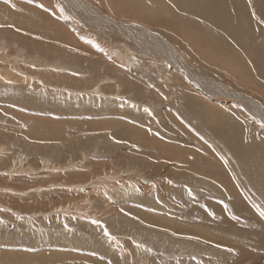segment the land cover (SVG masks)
<instances>
[{"label": "rangeland", "instance_id": "obj_1", "mask_svg": "<svg viewBox=\"0 0 264 264\" xmlns=\"http://www.w3.org/2000/svg\"><path fill=\"white\" fill-rule=\"evenodd\" d=\"M1 1L0 264H264V38L170 0H80L79 33Z\"/></svg>", "mask_w": 264, "mask_h": 264}, {"label": "bare ground", "instance_id": "obj_2", "mask_svg": "<svg viewBox=\"0 0 264 264\" xmlns=\"http://www.w3.org/2000/svg\"><path fill=\"white\" fill-rule=\"evenodd\" d=\"M19 1H21V0H19ZM29 1V0H28ZM31 1H33V2H29V4L28 3H26V2H21L24 6H32V8H34L33 10L34 11H30V12H28V11H26V12H24V11H22L21 13H20V17H24V18H27L28 19V16H30V17H32V18H36L37 17V13L38 12H40V17H42V18H44V19H46L47 20V18L48 19H50L51 20V15H50V13L49 12H46L45 10L46 9H48V8H46L45 6H41V7H44V8H46V9H43V8H37V0H31ZM127 1V0H126ZM172 3H173V5H175V14H176V9H179V10H181L184 14H190V15H193V16H197V17H200V18H202L203 20H205L206 22H208V23H211L213 26H215L217 29H219L221 32H222V34H225L224 33V30H223V28H228V27H231L232 29H237V31L239 30V31H241V32H244L245 30L247 31V30H249V32L251 33L252 32V34L255 36V37H259V39H262L263 40V38H264V27L263 26H259L258 24H257V22H255L254 21V19L252 18V16H249L248 15V13H247V11H249V9H252L253 10V8L250 6V5H248V6H246V4L243 2V1H241V0H181L180 1V6H177L176 5V3H174V1L173 0H170ZM14 2H16V0L14 1ZM60 2H61V4H63V5H66V7H67V9H69L68 11H70V12H72L73 13V16L75 17H70V16H68V15H65L64 14V16H63V20H64V22L66 23V25L71 29V30H74V31H77L78 33L80 32L79 30H81V29H79V27H78V24L76 23V21H77V19H79V21H81L82 22V20H83V18H86L88 15H90V17L88 16V18H90V19H93L94 21H102V19H103V17L101 16V15H99L96 11H95V14H92V12H94V10H92V11H89L88 9H83L82 7H84L83 5L84 4H82V2L80 1V0H60ZM94 2V1H93ZM129 2V1H128ZM255 2V1H254ZM2 1L0 0V5H2ZM18 3H20V2H16L15 4H18ZM112 3V2H111ZM40 4V3H39ZM39 4H38V6H39ZM141 4V3H140ZM86 5H88V4H86ZM93 5H95V4H93ZM129 5V4H128ZM257 5H259V7L257 8V10H258V16H259V18L261 19V23L262 24H264V0H257V4H256V6ZM82 6V7H81ZM92 6V5H91ZM96 6V5H95ZM93 7V6H92ZM91 8V7H90ZM132 8V7H131ZM7 9V8H6ZM6 9H5V11H6ZM9 9V8H8ZM31 9V8H30ZM42 9V10H41ZM60 9H62V8H60ZM92 9V8H91ZM96 9V8H95ZM64 10V9H63ZM78 10V11H77ZM84 10H85V12H84ZM49 11H51V10H49ZM81 11H83V12H81ZM132 11V10H131ZM61 12H62V10H61ZM78 12V13H77ZM88 12V13H87ZM22 14V15H21ZM63 14V13H62ZM139 14V13H138ZM253 14V13H252ZM38 15V16H39ZM85 15H86V17H85ZM145 15V14H144ZM178 16V15H177ZM162 18H163V16H162ZM39 19V18H38ZM165 20H167V18H165ZM62 21V20H61ZM37 21H35V23H36ZM26 23V22H25ZM64 23V24H65ZM37 24V23H36ZM15 27V29H22V30H24V29H26V28H21V27H18L17 25L16 26H14ZM36 27V26H35ZM68 27H67V29H68ZM3 28V27H2ZM9 29H11V30H13V31H16L14 28H11V26H9L8 27ZM3 30V29H2ZM10 30V31H11ZM230 30V29H229ZM254 30V31H253ZM8 31V30H7ZM9 31V32H10ZM25 31V30H24ZM232 31V30H231ZM236 31V32H237ZM12 32V31H11ZM30 32V31H29ZM228 32V31H227ZM249 32L247 33V34H249ZM27 33H28V31H27ZM23 34V33H22ZM227 34H229V33H227ZM227 34H225L224 35V37L227 35ZM240 34V33H239ZM242 34V33H241ZM34 35H35V38L34 37H32V36H27V37H25V40L27 41V43L29 42V44L30 43H33V44H36V43H38V42H40V41H44L43 39H41L39 36H37V34L36 33H34ZM81 36V35H80ZM146 36V35H145ZM147 36H149V38H151L154 42H158V40L156 41V38H155V34L154 35H147ZM247 36H249V35H247ZM29 37H32V38H34V39H36L37 41H34V40H32V39H30ZM39 37V38H38ZM244 37H246V35H244ZM227 38H230L231 40L233 39L232 37H230V36H228ZM242 37H240V39H241ZM148 39V38H147ZM250 39V38H249ZM38 40H40V41H38ZM244 40V39H243ZM245 40H246V38H245ZM257 39H255V41H256ZM140 42H139V45H140V47L141 46H145V47H147L148 49L150 48V49H154V50H156V51H158V48H157V43H154V44H152V45H149V43L146 45V44H142L143 43V41L141 42V40H139ZM148 41V40H147ZM234 41V40H233ZM250 41V40H249ZM235 42V44L237 43V41H234ZM245 42V41H244ZM243 43V42H242ZM159 45V44H158ZM160 47V46H159ZM241 47V46H240ZM259 47V46H258ZM234 48V47H233ZM242 48V47H241ZM240 48V49H241ZM244 48V47H243ZM162 49H164V51L165 52H167L168 53V47H167V45H164L163 46V48ZM262 49H263V51H264V46L262 47ZM164 52V53H165ZM243 52H244V50H243ZM258 53V52H257ZM168 56H169V53L167 54ZM260 56V55H259ZM36 61H38V60H36ZM252 61H254V60H252ZM246 63V62H245ZM10 64V63H9ZM8 63H7V66L9 67L10 65H9ZM13 64H16V66H12V67H10V69L9 70H7V71H5V70H0V77L2 78V79H4V80H6V78L9 80L10 79V81H13L12 79L14 78V77H18V78H20V76L22 75V73L19 71L20 69H21V67H19L20 66V64L19 63H17L16 62V60H15V63H13ZM1 65H4V64H1ZM1 65H0V68H3V67H1ZM18 69V70H17ZM15 79V78H14ZM37 79V78H36ZM7 80V81H8ZM18 80V79H17ZM22 81H24L25 80V78L22 76V79H21ZM27 84V83H26ZM217 84V83H216ZM208 85V84H207ZM220 85V84H219ZM21 86V85H20ZM29 86V85H28ZM19 89V88H18ZM221 94V93H220ZM217 95H219V93L217 92ZM209 111V110H208ZM211 111H212V113H211ZM209 114H212V115H214L213 114V110H210L209 111ZM5 115V114H4ZM136 124V123H135ZM138 126V125H137ZM188 126V125H187ZM34 138V137H33ZM37 141V140H36ZM138 143V142H137ZM53 145V144H52ZM51 146V145H50ZM83 152V151H82ZM81 157V156H80ZM52 159V158H51ZM49 160V159H48ZM47 160V161H48ZM63 160V159H62ZM57 161V160H56ZM68 161V160H67ZM84 161V160H83ZM59 162V161H58ZM65 164L67 163L66 161L64 162ZM64 163L62 164V163H59V166H60V164L63 166L64 165ZM173 163V162H172ZM47 164V163H46ZM51 164V163H50ZM69 164H70V162H69ZM79 164H81V163H79ZM58 165V164H57ZM68 165V164H67ZM67 165H65L66 167H67ZM74 165V164H73ZM82 165V164H81ZM54 166V165H53ZM70 166H72V165H70ZM77 166H79V165H77ZM84 166V165H83ZM85 166H87V165H85ZM69 167V166H68ZM32 168V167H31ZM54 168V167H53ZM65 168V167H64ZM75 168V167H74ZM87 168H88V166H87ZM71 169V168H70ZM70 169H68L69 171H70ZM64 170V169H63ZM67 170V169H66ZM83 170V169H82ZM52 171V170H51ZM50 171V172H51ZM71 171H72V169H71ZM75 171V170H74ZM78 171V170H77ZM73 172V171H72ZM86 172V171H85ZM84 172V173H85ZM37 173V172H36ZM81 172H79V173H70L69 174V180L70 181H72L71 179H73L74 178V176H76L77 175V177L78 176H81V177H86L87 175H85L84 173H82V174H80ZM91 175L92 174H88V176L87 177H90L91 178ZM39 176V175H38ZM65 178H67V177H65ZM78 178H80V177H78ZM94 179V178H93ZM69 181V182H70ZM96 181V180H95ZM66 182V181H65ZM74 182V181H73ZM61 184V183H60ZM63 184V183H62ZM166 185V184H165ZM58 186H60V185H58ZM97 186V185H96ZM101 186V185H100ZM67 188V187H66ZM65 188V189H66ZM69 188V187H68ZM73 188V187H72ZM100 188L101 187H97L96 188V190H100ZM40 189H41V186H40ZM64 189V190H65ZM70 189V188H69ZM74 189V188H73ZM149 189V188H148ZM151 189V188H150ZM57 190H59V189H57ZM72 190V189H71ZM84 190H86V189H84ZM89 190V189H88ZM94 190V189H93ZM73 191V190H72ZM60 192H62V191H60ZM68 192L69 191H67V195H68ZM74 192L76 193L77 192V189L75 188L74 189ZM89 193L91 192V191H88ZM87 192V193H88ZM63 193V192H62ZM64 193H65V191H64ZM108 193V192H107ZM65 194V195H66ZM72 194V193H71ZM104 195H105V192L103 193ZM100 195H101V193H100ZM108 197V196H107ZM86 198V197H85ZM89 199H90V196L88 197ZM104 198V197H103ZM106 198V197H105ZM104 198V199H105ZM107 200H109V199H107ZM118 200V199H117ZM91 201H93V200H91ZM110 201V200H109ZM71 202V201H70ZM90 202V201H89ZM72 203V202H71ZM107 203V202H106ZM112 203V202H111ZM85 204V203H84ZM86 204H91V203H86ZM109 204V203H108ZM72 205H75V204H73L72 203ZM88 205L86 206V208L88 207ZM66 206V205H65ZM64 206V207H65ZM72 207V206H71ZM77 207V206H76ZM90 208V207H89ZM261 260V259H260Z\"/></svg>", "mask_w": 264, "mask_h": 264}]
</instances>
